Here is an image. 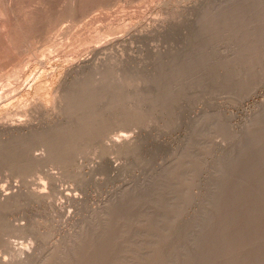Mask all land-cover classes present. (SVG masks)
Here are the masks:
<instances>
[{"label":"rangeland","instance_id":"1","mask_svg":"<svg viewBox=\"0 0 264 264\" xmlns=\"http://www.w3.org/2000/svg\"><path fill=\"white\" fill-rule=\"evenodd\" d=\"M0 12L2 261L264 264V0Z\"/></svg>","mask_w":264,"mask_h":264},{"label":"bare ground","instance_id":"2","mask_svg":"<svg viewBox=\"0 0 264 264\" xmlns=\"http://www.w3.org/2000/svg\"><path fill=\"white\" fill-rule=\"evenodd\" d=\"M2 11V10H1ZM3 12V11H2ZM4 14V13H3ZM2 15V13L0 12V16ZM4 15H6V14H4ZM3 16V15H2ZM1 16V17H2ZM7 16V15H6ZM6 16H4V19L6 18ZM9 16V15H8ZM3 18V17H2ZM7 18H9V17H7ZM3 20V19H2ZM6 20V19H5ZM4 20V21H5ZM9 20H10V18H9ZM7 21L6 23H4V21H3V27L5 28V32L7 31L6 30V28L8 29V31H10V29L11 28H9V26H10V21ZM10 27H12V25L10 26ZM7 33V32H6ZM4 33V35L5 36H8L7 34H11L12 32H10V33ZM11 36H12V34L10 35V37L9 38H11ZM11 49L12 48H10V46L9 45H6V43H3V44H1L0 45V60H1V63H0V67L2 68V66H4V69H6L8 66H9V64L10 63H8L9 62V60H7V62H6V59H8V58H10V54L11 53H9V52H12L11 51ZM9 54V56H5V55H8ZM23 63H25V61H23L21 64H23ZM10 75H16V71L15 70H13V71H11L10 72ZM99 79V78H98ZM76 82L77 81H75V83L74 84H72L71 83V85H69V87H67L66 86V90H65V92H70V93H73V92H76L78 89L77 88H79V87H76L77 85H80L79 83L78 84H76ZM96 82V81H95ZM97 82H101L100 80H98ZM61 84H63V83H61ZM75 84H76V86H75ZM122 84H125L126 85V83L125 82H122ZM98 85V84H97ZM58 87V86H57ZM68 90V91H67ZM83 90V89H82ZM39 91V90H38ZM67 93V94H68ZM16 95V94H15ZM84 95V94H83ZM71 98V97H70ZM72 100V99H71ZM74 100V99H73ZM81 100V99H80ZM71 103V102H70ZM73 104L71 105H69V108L70 109H72L74 106H76L74 103L75 102H72ZM83 103V102H82ZM77 104V103H76ZM68 105V104H67ZM91 106H93V105H91ZM68 108V107H67ZM75 108V107H74ZM92 108L93 107H89V108H87V111L89 112V111H91L92 110ZM70 111V110H69ZM72 113V112H71ZM74 114V113H73ZM76 114V113H75ZM70 116V115H69ZM70 118H71V116H70ZM72 118H73V116H72ZM72 128V127H71ZM8 129L10 130V131H13V133H15V132H17L18 134V136L16 135L15 137L13 136V138H12V140L13 139H16V138H19L20 136L19 135H22V131L25 129V127H8ZM28 129V128H27ZM43 131H44V129H43ZM54 136H55V134L54 135H50L46 130L42 133V135H41V137L43 138H41V141L42 140H44V139H51V138H54ZM23 138H25V137H23ZM11 140V139H10ZM9 141V140H8ZM11 143H12V141H10ZM10 142H7V144H9ZM44 143H47V146H48V142H46V141H43ZM42 142V144H44ZM130 143H132V139L131 138H129V137H127L126 135H123V141H122V143L120 144V145H126V144H130ZM44 146V145H43ZM46 146V145H45ZM46 146V147H47ZM30 150H28L29 151V153H28V155H29V157L31 158V160H33L34 162H36V163H42V162H44V160L46 159V158H48L50 155H51V153H53V150L51 149V151L50 152H48L47 153V155H41V154H37V153H34L33 151H32V148H29ZM48 149H49V147H48ZM3 155V154H2ZM53 155V154H52ZM0 158H1V151H0ZM52 160V159H51ZM41 193H43V192H40V193H35V194H33V196L35 197V198H37V199H42L43 197H44V193L43 194H41ZM0 196H4L3 197V199L5 198L6 199V201H9L11 198H13L14 197V195H12V194H8V193H4L3 192V190L2 189H0ZM2 197H0V199H1ZM19 262H23L22 260L21 261H19ZM0 264H9V263H7V262H5V261H2L1 260V258H0Z\"/></svg>","mask_w":264,"mask_h":264}]
</instances>
